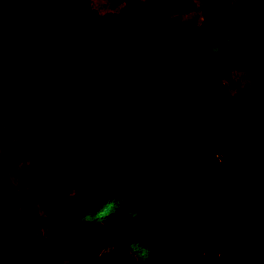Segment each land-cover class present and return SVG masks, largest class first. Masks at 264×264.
Returning a JSON list of instances; mask_svg holds the SVG:
<instances>
[{
	"label": "trees",
	"instance_id": "obj_1",
	"mask_svg": "<svg viewBox=\"0 0 264 264\" xmlns=\"http://www.w3.org/2000/svg\"><path fill=\"white\" fill-rule=\"evenodd\" d=\"M0 100L76 198L38 252L0 181L3 264H264V0H0Z\"/></svg>",
	"mask_w": 264,
	"mask_h": 264
},
{
	"label": "rangeland",
	"instance_id": "obj_2",
	"mask_svg": "<svg viewBox=\"0 0 264 264\" xmlns=\"http://www.w3.org/2000/svg\"><path fill=\"white\" fill-rule=\"evenodd\" d=\"M10 118L9 107L0 100V152L16 151L22 154L21 160L13 161L1 169L0 181L8 186L16 204L17 218H24L26 225L32 221L38 222L35 233L40 252L48 246L56 245L62 238V231L56 227L55 219L69 215L76 202L75 190L65 193L64 199L59 197V192L48 184L45 172L32 165L33 155L24 148L17 131L9 125ZM88 246L87 242H75L69 246L67 251L70 256L66 261L70 264H86L85 250ZM112 246L107 241L106 248L111 249ZM8 255V245L0 244V264L5 262ZM124 256L121 264H131L137 259L133 252H127Z\"/></svg>",
	"mask_w": 264,
	"mask_h": 264
}]
</instances>
